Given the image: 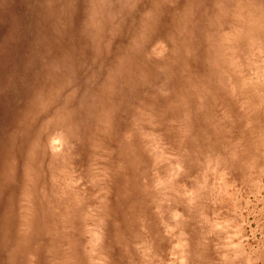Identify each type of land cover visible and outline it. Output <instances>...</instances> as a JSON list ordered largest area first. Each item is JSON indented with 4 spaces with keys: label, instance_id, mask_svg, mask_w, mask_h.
<instances>
[{
    "label": "rangeland",
    "instance_id": "374dc122",
    "mask_svg": "<svg viewBox=\"0 0 264 264\" xmlns=\"http://www.w3.org/2000/svg\"><path fill=\"white\" fill-rule=\"evenodd\" d=\"M36 2L9 8L27 21L24 40ZM195 6L204 12L199 61H166L175 46L159 43V31L146 46L150 27L137 31L136 22L150 12L138 10L111 29L129 40L109 46V61L63 60L32 104L19 132L18 180L6 188L12 200L0 197L19 264H264V0ZM164 7L177 8L159 13L169 20L184 14L178 2ZM135 32L142 45L130 40ZM120 52L137 61H114ZM13 53L0 61L1 124L26 103L24 73L42 61L25 41ZM88 92L91 120L82 113Z\"/></svg>",
    "mask_w": 264,
    "mask_h": 264
},
{
    "label": "bare ground",
    "instance_id": "6f19581e",
    "mask_svg": "<svg viewBox=\"0 0 264 264\" xmlns=\"http://www.w3.org/2000/svg\"><path fill=\"white\" fill-rule=\"evenodd\" d=\"M150 1V5L147 7V5H144L143 0H65V2L64 0H38L28 10V23L31 24L33 30L31 36L24 40L22 39V26L27 21L23 20L22 15H13L12 12L9 13L12 0H0V61H8L13 57V52L19 41L21 43L25 41L29 49L35 50L37 61L42 60L38 64L37 71L34 74L28 75L24 73V77H28L27 85L24 86L25 88L22 92L23 96H26L23 98L24 102L26 101L24 103L25 105L23 104V106L18 107L16 113L10 112L4 124L0 123V152L4 151V156L0 155L2 158L0 162V197L4 198L6 206L12 200L10 198L11 190L6 192L7 185L18 180V171L15 167V162L22 156L19 157L18 155L20 146L22 145L19 140L21 126L23 124L26 125V116L32 104L50 89L49 87L55 82L54 77L59 75L56 74L61 70L62 72L64 71L67 64L63 60H74L78 55L77 60L79 61H88L89 58L93 61H109V46H112L116 42L117 45L122 47L123 45L121 44L129 40V37L123 39L121 36L118 37L119 33L115 32L119 30L111 31V29L119 26L121 28L124 27L127 23L126 16L138 10L147 9L150 12L149 15L144 16V20L136 22L137 31L142 32L143 28L150 27V31L147 29V31L142 32L144 41L147 38L146 46L149 43L152 31H159L157 32L159 43L165 40H171L173 41V46H175V50H173V53L166 61H199L200 56L196 54V51L200 34L199 22L204 14V12L200 11L202 7H193L195 0H170L171 4L173 2L180 3L183 7L180 11H184V14H180L174 21L164 18L159 14L164 10L177 9L174 7H164L169 0ZM198 1L201 2V0ZM209 9L210 7L208 11ZM203 25L205 24L203 23ZM175 29L178 31L175 32ZM174 35L177 36V39L174 38ZM132 39L138 40L142 45L141 33L135 32L130 40ZM180 50H185V53L189 52L191 56L187 57ZM136 51L135 56L139 58L142 49L137 46ZM116 58L117 60L114 59V61H137L121 52ZM24 62L28 63L29 61ZM96 75L98 77L100 74ZM19 84L22 91L23 85L21 82ZM33 87L34 90L32 91ZM89 92L88 94L90 95ZM27 96L31 98L30 101H28L29 98ZM92 98L90 95L86 96L83 100L89 102L87 111L89 116L87 117L86 113L82 111L83 117L89 120H91L94 109V101ZM82 113L79 115H82ZM25 160L26 156L23 161ZM35 168H37L36 164ZM40 230L38 227L39 232ZM0 250L5 252L2 264H19L20 244L15 230L14 219L13 217H8L7 209L0 219Z\"/></svg>",
    "mask_w": 264,
    "mask_h": 264
}]
</instances>
